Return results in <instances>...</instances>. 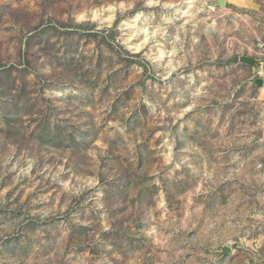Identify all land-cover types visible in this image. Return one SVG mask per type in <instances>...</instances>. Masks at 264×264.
Wrapping results in <instances>:
<instances>
[{
  "label": "rangeland",
  "instance_id": "obj_1",
  "mask_svg": "<svg viewBox=\"0 0 264 264\" xmlns=\"http://www.w3.org/2000/svg\"><path fill=\"white\" fill-rule=\"evenodd\" d=\"M217 2L0 0V264H264V9Z\"/></svg>",
  "mask_w": 264,
  "mask_h": 264
},
{
  "label": "crops",
  "instance_id": "obj_2",
  "mask_svg": "<svg viewBox=\"0 0 264 264\" xmlns=\"http://www.w3.org/2000/svg\"><path fill=\"white\" fill-rule=\"evenodd\" d=\"M219 1V0H217ZM218 3V2H217ZM229 5L233 6L235 9H249L253 10L257 13L263 14L264 8V0H226V6L228 7ZM262 7V8H261ZM263 22L258 24L259 31L256 32L257 34V39L259 43L257 46L260 48L262 47L261 43L264 41V17L262 19ZM255 68V67H254Z\"/></svg>",
  "mask_w": 264,
  "mask_h": 264
},
{
  "label": "water",
  "instance_id": "obj_3",
  "mask_svg": "<svg viewBox=\"0 0 264 264\" xmlns=\"http://www.w3.org/2000/svg\"><path fill=\"white\" fill-rule=\"evenodd\" d=\"M218 5H219L221 8H225V7H226V0H219V1H218ZM241 61H242L243 63L250 64V65H254V66H256L257 63H258V61H257L256 59L252 58V57H242V58H241ZM226 249L229 250V251H227ZM230 251H231V249H230L229 247H225V248L223 249V253H224V255L230 253Z\"/></svg>",
  "mask_w": 264,
  "mask_h": 264
}]
</instances>
